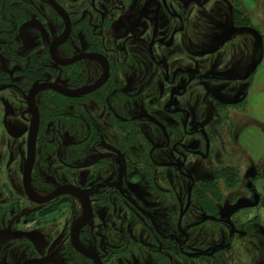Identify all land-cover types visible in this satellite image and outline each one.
<instances>
[{"label":"rangeland","instance_id":"1","mask_svg":"<svg viewBox=\"0 0 264 264\" xmlns=\"http://www.w3.org/2000/svg\"><path fill=\"white\" fill-rule=\"evenodd\" d=\"M27 1L39 7L41 18L35 17L20 28L15 26L16 32L22 31L25 39L18 43L21 47L19 52L26 55L35 47L48 52L53 35L61 37L64 25L41 1ZM57 1L70 13L76 25L67 44L69 51L73 50L70 54L74 56L79 50L84 52L92 45L97 46V42L111 59L113 74L106 86L110 88L113 85V88L108 90L107 87L103 93L111 91L110 95L116 89L119 91L120 100L126 101L125 105L130 104L120 114V120L131 117L129 119L135 127L130 135L119 133L120 153L126 157L123 189L141 209L155 217L160 230L167 237H158L144 214L138 212L123 194L109 189L101 191L103 202L95 211L97 224L84 230L79 237L80 244L92 248L97 246L95 238H101L97 247L103 244L113 255L108 258V264H264V123L249 115L247 102L231 107L228 105L232 103L223 102L221 105L217 102L221 96L225 99V92L235 91L240 82L234 79L223 82L210 79L205 82L207 86L192 84L181 99V108L190 112L191 117L185 113L181 117L167 112L170 90H163L169 87L163 81L165 69L153 63L148 50L153 37L162 36L160 32H166L173 25L169 18L163 19L160 14L162 6L159 0H152L148 7L152 11L150 18L134 26L126 36L118 20L102 17L98 2ZM109 1L110 10L113 11L114 0ZM218 1L226 3V9L222 6L224 13L221 17L217 16L215 6ZM235 1L252 7L258 13L257 5L261 1L264 4V0H168L174 15L183 16L186 30L178 35L173 47L155 46L154 55L158 63L166 60L172 73L192 69L198 76L227 74L249 63L254 55L255 34L259 33L255 29L253 33H241V28L251 27L243 24L237 27L233 17L227 14V7H232ZM17 2L19 0H14V3ZM93 6H97L98 11ZM103 18L106 27L101 23ZM233 27L239 33L233 34ZM89 28L93 35L97 31L93 42L87 30ZM45 32L49 33V37L45 36ZM163 36L168 38L165 33ZM229 40H232V44ZM223 43L226 45L223 46ZM64 54V51H60L65 59L71 56ZM132 54L134 60L130 59ZM135 61L140 63L141 68L135 67ZM85 64L90 82L101 78L104 73L101 64L93 61ZM6 65L0 52V66L14 76L15 70ZM259 71L260 80L264 79V67ZM129 79L133 80L132 85L128 84ZM249 81L251 79L247 78L240 86L248 98L249 87H244V84L247 85ZM263 100L264 93L258 96L256 109L260 114ZM91 101L85 107L86 114L100 124L102 134L107 137L105 143L108 145L104 144V148L98 150L105 152L110 145L109 139L112 140L109 124L113 119L116 121L113 116L115 111L112 113L111 101H105L101 107H98L95 97ZM27 111L17 92L0 93V264H89L73 249L70 241L71 225L84 217V202L76 197H62L47 206H39L25 196L23 166L31 118L28 116L29 120L25 121L20 113L26 115ZM187 121L190 122L188 132L184 130ZM192 122L200 126L198 135L192 134ZM203 131L210 139L211 153ZM50 135L48 132L45 137L52 139ZM123 138L129 140L122 142ZM41 139L33 176L36 197L45 198L60 184L84 185V175L95 180L101 171L99 166L83 168L84 163L95 160L96 150L93 149L92 156L88 154L91 158L87 159H82L76 152L77 159L68 161L63 150L56 151L60 157H45L41 154L47 151L48 142L43 136ZM170 141L173 148L174 142H177L205 155L188 156L184 172L193 175L194 183L178 172L175 165L183 160L172 152L173 149L163 146L160 151H154V145H166ZM147 160L151 163L150 167L146 165ZM105 162L108 168H113L116 180L118 167L115 159L107 158ZM251 171H254V175L249 177ZM191 186L192 202L179 230L180 215L187 207ZM241 201H245L248 207L234 216L231 228L215 220L221 217L225 207ZM207 216L215 219L200 226L196 224ZM94 226L99 228L94 229ZM232 229L243 234L236 235L232 249H228Z\"/></svg>","mask_w":264,"mask_h":264},{"label":"flooded vegetation","instance_id":"2","mask_svg":"<svg viewBox=\"0 0 264 264\" xmlns=\"http://www.w3.org/2000/svg\"><path fill=\"white\" fill-rule=\"evenodd\" d=\"M39 1H41L42 4L47 5L51 9V11L54 12V14L57 16V18L60 19V21H62V23L64 25L63 35L61 37L59 35H53V39L50 42L48 52L46 51L49 55L50 60L48 63L42 64V66L44 68V72L42 73L41 77H37L33 80H30V79H28V74L24 73L25 67L23 64H18L16 61H14L10 58H6L4 55H2V56L5 60V63L7 64L6 65L7 68H9V69L13 68L15 70L14 76H12L13 74L11 75V73L8 70L4 69L5 68L4 66H3V68L1 67L3 69V73H4L5 77H3V84L0 85V87L5 86V85H13V86H16L17 88H19V89L9 88V89L3 90L2 92H7V91L12 90V91L17 92L22 97L23 102L28 109V111L26 112L28 115L27 114L25 115V113H23V112H21L20 114L25 121L29 120L28 116L31 118V122L29 124V127H30L29 129L31 130V126H32V114H31V111L28 107L27 101L25 99V95H28V93L30 92V90L34 86H36L38 84H42V83H52V84L60 85V86L66 88L68 90H71V91H77V90H80L83 88L91 87L93 85H98L105 80L104 84H102L97 90H95L91 93L82 95V96L63 95V94H60L54 90H46V91L38 92L34 96L33 104L40 113V125H39L38 139H37L36 159L39 155L38 145L40 144V141H42L41 138L43 136V139L47 140L48 143H46L47 151L45 152V154H41L42 156L46 157V155H47V156L53 158L55 155H57V157H60L59 152H60V150H63L65 152L64 155L66 156V159L68 161H72V160L77 159L76 158L77 157L76 152L79 153V155L82 159H87L90 156H92L93 152H91V151L94 149L97 152V154L95 155L96 156L95 160H93L89 163H84L83 168L88 169L91 166H99L100 170H101L95 176V180L93 178H88L87 175H84V177H83L84 185L79 186V185L67 184V183L66 184H60L55 189H53L45 198H39V199H46L47 197L52 195L55 191H57L59 188H61L63 186H69V185L75 186V187L81 189L83 192L86 193V196H87V198H89V201L91 203L92 215H91V218H90L89 222L87 223V225L80 230V232L78 234V241H79L80 235L82 233H84V230H86V228L90 227L92 224H94V225H95V223L97 224V221H96L97 217H96L95 211H96V207L103 202L102 201L103 197L100 195L101 191L112 189L116 194H119V193L123 194V197L138 212L144 214L147 217V219L149 220V223L151 224V226L153 228L154 233L158 237H160L162 239L167 238L166 236H164L163 232L160 230L155 217L151 213H149L148 211L141 209V207L135 201H133V199L129 195H127L123 189V183H124V179L126 177V168H125L126 157H124L120 153L121 150H120V145L118 144V140L121 139V137H120L119 133H121V132L123 134L132 133L135 131V127H134V125H132L131 119H129L131 117L124 118L123 120H120V118H121L120 114H123V111L130 104L125 105L127 102L124 101L122 99V97H121L122 100H120L121 94H119V91L117 89L114 90L115 89L114 88V89H112L114 91L112 93H110V95H109V92H111V91H108V93H107V91L105 93H103L104 89L108 87L106 85H107L108 81L110 80V78L113 74L111 59L105 53H103L101 47L99 46V43H97V42H95L97 44V46L92 45V47H89V49H87L84 52H80V50H79V52H77L74 56H72L70 54V53H73V50L70 49L71 51H69V49L67 48V44L73 36L74 28L76 25L73 24L70 13L56 0L57 3L59 5H61L66 10V12L69 14L70 19L72 21V26H73L68 40L58 48L57 57L62 61H70V60H73L75 57H77L78 55H81V54H93V55L102 56L107 61V62H104L102 60L91 59V60L78 61V62H75V63L68 65V66H61V65L57 64L52 59V57L50 55V47L54 41L59 42L61 39H63V37L66 34V25H65L64 21L62 20V18L47 3L46 0H39ZM93 1H94V3L98 2L101 5L102 10H101L100 14L102 15V17L107 18L109 20L113 19L114 21L118 20L121 23V25L123 26L122 30L126 31L123 33L124 36H126L127 33L130 32V30L134 26H137L139 23L144 22L147 19H149L150 15L152 13L151 9L148 8L149 6H151L152 0H139L138 2H136L135 0H114L112 2L113 3L112 4L113 5V11L110 10V4L111 3L109 0H93ZM167 1L168 0H159L161 6L163 7V8L161 7V11H160V14L163 16V19L169 18V21L173 22V25L169 26V28L166 30V32H164L165 34L168 35V38H163L164 33L160 32V35L162 34V36H159V37H161V38L153 37V40L151 41L150 46L148 47V50H149L150 58L152 59L153 63L157 66L161 65L165 69V72L163 75V77H164L163 81L167 85V87L168 86L169 87L163 88V90H167V91L170 90L168 92L169 97H168V103L166 104V107H167L166 111L174 113L175 115L179 114V115H181V117H182V113H185L188 117H191L190 112L181 108V106H182L181 99L187 93L189 87L192 84H197L200 86L201 85L207 86V84H205V82H208L207 80H210V79L221 80L223 78L222 76L224 75V73H215L214 75L207 73V75H205V76H198L196 71L192 70V69L176 70L175 72L173 71V73H172V71L169 69V67H167L166 60L162 61L161 63H158V61L156 60L155 55H154L155 46L160 45V46H163L166 48L173 47L178 35H180L181 33H183L186 30V28L184 26L183 16L179 15V14L174 15L173 11L169 8ZM10 2H11V0H0V7H2V9L0 8V37L3 36V38H5L6 36H4V35H7L8 37L15 38L17 43L24 42L25 39H23L24 36L22 35V31L16 32V29H15L16 25H17V27L20 28L18 23L11 22L12 23L11 29H3V21H4V23L7 21H10L6 12H4L8 9ZM29 3L32 4L33 2H29ZM22 4H23L22 0H19V2H17V3H14V0H13V3H12V5H15V6L16 5H22ZM94 9L96 11H98L97 6H95ZM40 16H41V12L39 15L36 16V18L39 19V18H41ZM104 18L101 20V23L104 27H106L105 26L106 20ZM159 21H161V20H159ZM40 23L42 24V22H40ZM85 24H87V23H85ZM161 27H162V25H161ZM42 28H43V24H42ZM231 29H232L233 34L239 33L238 29H236L234 27ZM244 29H248V27L241 28L240 29V30H242L241 33H243V32L247 33L246 31H244ZM249 29H252V28H249ZM87 30L90 32V36L92 37V42H93V39H95L93 36L94 35L96 36L97 31H95V34L93 35L91 28H89ZM122 30H120V31H122ZM48 35H49V33L45 32V36L49 37ZM231 41L232 40H229L230 44H232ZM225 45H226V43L223 44V46H225ZM120 49L122 50L123 48H120ZM32 50H30V52ZM60 51H64L65 52L64 55H67V56L71 55V56L69 58L65 59V58L61 57ZM18 52H19V50H18ZM30 52H28L26 55H28ZM20 54L25 55L23 53H20ZM130 59H133V60L135 59V57H133V54L130 56ZM89 61L97 62V63L101 64L104 68V73L102 74L101 78H99L93 82L92 81L90 82L88 80V76L86 74L87 70H86V64L85 63L89 62ZM124 63H120V64H124ZM134 63L136 64V66H135L136 68H137V66L139 68H141L140 63H138L136 61ZM58 73H60V75ZM183 76H185V78ZM127 81H128L129 85H132L133 80L129 79ZM111 87L113 88V85ZM111 87L110 88L108 87L107 89L110 90ZM2 92H0V93H2ZM215 93L217 94L218 92H215ZM127 96H129V94H127ZM130 96L132 98V95H130ZM92 97H95L97 99V101H95V102H98V107L104 106L105 101H107V102L111 101L110 106H111V109H113L112 113L115 111V113H113V116L115 115L116 121H114V119H113L111 124H109V126H111V128H112V131H111L112 132V135H111L112 140L110 141V139L108 138L110 145L107 147L105 152L102 150L101 151H98V150H99V148L103 149L104 144L108 145L105 143V140L107 137H105L102 134V129L99 128L100 124L99 123L96 124V122L93 121L92 119H89L87 114H86L87 110L85 109V107L89 104V102H93V101H91ZM134 97L135 96H133V98ZM217 100H218L217 102H219V104H221V105L223 104V102L221 100H219V99H217ZM99 102H100V104H99ZM224 106H226V105H224ZM228 106L231 107V106H236V105H228ZM101 119H103V115H102ZM49 122H52L53 124L49 123ZM189 125H190V122L187 121V124L184 127V130L186 132H188ZM192 129H193L192 134L198 135L200 126L197 125L196 122H192ZM48 132H50V134H51L50 137H52V139H47L45 137V134ZM29 134H30V131H29ZM203 134L205 136L204 131H203ZM204 139H205L206 146L211 153L212 145H211L210 139L207 136H205ZM28 140H29V135L27 136V143H26L27 154H26L24 166L26 164L27 157H28ZM123 140L124 141H122V142H127V140H129V139L123 138ZM172 144H173V142H171V141L168 142L166 145L157 144V145H154L153 149L155 152L160 151L163 148V146H167L168 148L173 149L172 152H174V154L181 157V159L183 160L182 162H179L175 165L178 172L181 175H183L184 177H188L194 183L193 175H187L184 172V169H185L186 164L188 162V156L189 155H195L197 157H205V155L201 152L196 151L194 148H193L194 150L191 151V150H189V148H187L185 145H183L181 143L174 142V144H175L174 148H173ZM146 147H147V145H146ZM58 150H59V152L57 154L56 151H58ZM147 150H149V149H147ZM180 150L187 151V153L180 152ZM149 152H150V150L148 151V153ZM89 153L91 155L88 157ZM210 153H209V156H210ZM107 158H113L116 161V164L118 167L116 180L114 179L115 173H114V171H112L113 168L110 169L106 166L107 164H105V163H107V162H105V159H107ZM35 164H36V160H35ZM35 164H34L33 173H32V186H33V181H34L33 176L35 173L34 172L35 166H36ZM146 165H148L150 167V165H151L150 161H148ZM24 166H23V175H24ZM121 166L124 169V177H123L121 186L119 187V186H117V184L121 180ZM110 176H112V178H110ZM251 187H252V185H250V188ZM23 189H24V186H23ZM190 189H191V193H192L193 186H191L189 188V192H190ZM24 193H25V191H24ZM25 196L28 200H30L27 197L26 193H25ZM62 197H64V198H71V197L79 198V197L73 196V195H65ZM62 197H58L55 200L62 198ZM79 199L82 200L81 198H79ZM55 200H53L49 203H46V204H36L33 201H31V200L30 201L36 205H39V206H47V205L51 204L52 202H54ZM83 202L85 204L84 217L79 222H74L71 225L70 241H71V236H72L71 235L72 227L74 225H80L85 219L86 212H87V204L85 201H83ZM191 202H192V194H191ZM191 202L189 203V198H188L187 207L184 211H182V213L180 215V220H179V228L180 229L179 230H181L182 220L185 218V215H187ZM232 206H234V205H232ZM228 207H231V206H228ZM226 208L227 207H225L223 209L222 214L220 215L221 217L218 216L215 219L211 216L210 217L207 216L201 222H197L196 224L198 226H200V225L210 221L211 219L212 220L215 219L217 221H220L227 228H231L233 225L232 220H233L234 216L237 213H239L240 211L232 216L231 223H229V222H227V220L225 218H223V214H224V211ZM97 228H99V226H97L96 228L94 226V229H97ZM100 229H101V227H100ZM238 234L242 235L243 233H241L237 229H232V237L229 240L228 249H232L233 241H234L236 235H238ZM244 234H246V233H244ZM95 239H97L96 243L98 246V243L101 242V238L96 237ZM79 243H80V241H79ZM71 245H72V241H71ZM180 245H182V244L180 243ZM97 246L92 247V248H85L84 246L83 247L88 251H96L97 254H99V257L101 258L102 263L108 264L107 260H108V258L113 257L112 253H109L105 249L103 244H101L100 248ZM72 247H73V245H72ZM73 249L78 253V255L81 258H83V260H86L89 264H96L93 259L87 258L84 255L80 254L74 247H73ZM181 252H183L182 248H181ZM188 256L190 257L191 255H188ZM77 263H79V262H77ZM70 264H76V263H70Z\"/></svg>","mask_w":264,"mask_h":264},{"label":"water","instance_id":"3","mask_svg":"<svg viewBox=\"0 0 264 264\" xmlns=\"http://www.w3.org/2000/svg\"><path fill=\"white\" fill-rule=\"evenodd\" d=\"M47 3L56 11V13L62 18L66 25V34L59 42L54 41L53 44L50 47V55L52 59L61 66H68L75 62L82 61V60H102L104 62H107L104 57L93 55V54H81L75 57L73 60L70 61H62L57 57V50L58 48L63 45L69 38L71 31H72V21L70 19L69 14L66 12V10L57 3L56 0H46ZM107 78V77H106ZM105 80L101 82L98 85H93L91 87L83 88L77 91H71L68 90L60 85L52 84V83H42L34 86L28 95H25V99L27 101L28 107L32 114V126L29 134V140H28V157L26 164L24 166V175H23V186L24 191L27 195V197L33 201L36 204H46L53 200H55L58 197H62L65 195H73L81 198L83 201L87 204V212L84 221L80 225H74L71 230V241L73 247L82 255H84L87 258L93 259L96 264H103L101 261V258L99 257V254H97L96 251H88L86 250L78 241V234L80 230L87 225L89 222L91 215H92V207L91 203L89 201V198H87L86 193L83 192L81 189L75 187V186H63L59 188L57 191H55L52 195L47 197L46 199H39L35 196L33 192V186H32V173L33 168L36 160V148H37V139H38V132H39V125H40V113L37 110V108L33 104V98L38 92L46 91V90H54L60 94L63 95H69V96H82L88 93H91L95 90H97L102 84H104ZM9 88H17L13 85H5L0 87V92L3 90L9 89ZM254 175V171H252L249 174V177H252ZM124 177V169L121 166V180L117 184V186H121L122 180ZM191 202V189H190V195H189V203ZM248 205L245 201L238 202L236 205L227 207L224 211L223 218L227 220V222L231 223V218L234 214L237 212L247 208Z\"/></svg>","mask_w":264,"mask_h":264},{"label":"trees","instance_id":"4","mask_svg":"<svg viewBox=\"0 0 264 264\" xmlns=\"http://www.w3.org/2000/svg\"><path fill=\"white\" fill-rule=\"evenodd\" d=\"M22 1H23L22 5L15 6L12 5L13 0H11L8 9L4 11L6 12L10 21L5 22V26L3 27V29H11L12 28L11 22L18 23V25L21 27L25 22L27 21L30 22L37 15L40 14V11L38 9L39 7L37 5L33 3L31 4L27 2V0H22ZM224 3L218 1V3L215 4L216 10L218 9L217 10L218 17L223 16L222 13H224V10L222 6L224 5V9H226V5H225L226 3L225 4ZM237 4L239 3L235 1L233 2L232 7L231 6L227 7V14L233 17V21L236 26L243 24L250 26L252 29H255L259 33L264 48L263 2L261 1L260 4L257 5L258 9L260 10L259 13L254 11L252 7L246 5L244 6L241 4H239L238 6ZM0 8L2 9V7ZM256 14L259 15L257 16ZM4 36L6 37L5 38H3V36L0 37V40H2L0 43L1 54L4 55L6 58H10L16 61L18 64H23L25 67L24 73L28 74V79L33 80L37 77H41L42 73L44 72V68L42 64L48 63L50 60L48 53L45 51H39L38 47H36L28 55H22L18 52V50L21 47L19 46L15 38L8 37L7 35ZM3 77H5V75L3 73V69L0 66V85L3 84Z\"/></svg>","mask_w":264,"mask_h":264},{"label":"crops","instance_id":"5","mask_svg":"<svg viewBox=\"0 0 264 264\" xmlns=\"http://www.w3.org/2000/svg\"><path fill=\"white\" fill-rule=\"evenodd\" d=\"M244 31L246 32H254L252 29H244ZM256 36V44H255V48H254V55L251 59V61L247 64H245L243 67L237 68V69H233L230 72H228L227 74H224L221 80H217L216 81H229V80H235L236 82H240L239 86L235 89V91L233 92H225L224 96L225 99H223L221 96L220 100H222V102L224 103H232L233 105H243L245 104V102H247L248 106L247 108H249V115L252 118L258 119L260 120L262 123H264V119L261 120L263 112H264V106L260 105V108L262 106L263 111H261L262 113L260 114V111H258L256 109V107L258 106V96L261 94L263 95L264 93V79L259 78L260 71L261 68L264 67V48L262 45V41L261 38L259 37V35L255 34ZM225 44V43H223ZM263 74V73H262ZM247 76V77H246ZM246 78V79H245ZM247 78H250L251 81L247 82V85L244 84V87L248 86L249 87V91H250V96L248 98V96H244L246 95V91H242V89L240 88L241 84L243 81H247ZM245 79V80H244ZM259 93V94H258ZM236 97V98H234ZM256 98V99H255ZM264 101V100H263ZM258 108V107H257ZM264 126V124H263Z\"/></svg>","mask_w":264,"mask_h":264}]
</instances>
